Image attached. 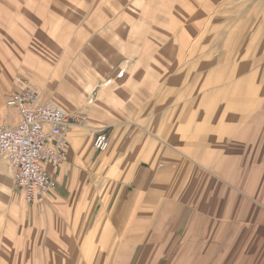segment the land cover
I'll use <instances>...</instances> for the list:
<instances>
[{
    "label": "rangeland",
    "instance_id": "rangeland-1",
    "mask_svg": "<svg viewBox=\"0 0 264 264\" xmlns=\"http://www.w3.org/2000/svg\"><path fill=\"white\" fill-rule=\"evenodd\" d=\"M24 87L108 126L116 150L132 137L134 149L161 139L188 159L179 174L165 172L173 184L161 207L176 193L182 210L200 201L214 216L195 225L197 240L161 257L150 250L172 248L178 226L149 224L164 239L140 241L141 264H264V0H0V117ZM187 164L193 177L182 176ZM146 166L136 160L133 180ZM120 180L93 174L75 184L104 196ZM27 204L0 158V264H92L117 245L63 239L62 254H43L47 239L28 227Z\"/></svg>",
    "mask_w": 264,
    "mask_h": 264
},
{
    "label": "crops",
    "instance_id": "crops-1",
    "mask_svg": "<svg viewBox=\"0 0 264 264\" xmlns=\"http://www.w3.org/2000/svg\"><path fill=\"white\" fill-rule=\"evenodd\" d=\"M103 93L104 90L99 91L98 99L105 95ZM97 109V112L101 114L99 117L102 116L100 108ZM14 110L5 109V112L13 116L18 115L16 109ZM82 115L88 118L86 114L82 113ZM86 123L89 126L93 125ZM97 126L105 128L109 139L108 148L105 151L95 150L86 128L72 127L68 134L65 161L53 169L46 167L54 179L53 189L33 203L27 204L28 227L30 226L33 232L34 230L38 232L40 240L43 237L47 239L46 243H42V247L47 251L43 254H62L58 252L61 248L58 240L66 239L71 242L87 239L109 240L117 241V245H112L113 249L107 257L97 252L92 264L94 262L104 264L105 258L106 264H141L139 257L148 250V247L140 248L138 251L139 246L141 247L140 241L164 239V236L157 237L155 232L147 233L148 225L153 223L168 225L165 229L167 233L171 232L169 228L171 224L178 227L167 238L174 241V246L160 247L158 250L152 248L150 250L152 257H161L163 251L167 255H176V250L179 248L177 244L180 241L182 243L185 240H197L203 226L197 229L195 225L203 224L210 219V216L213 218L214 213L210 209L214 206L212 207L210 203L201 206L199 201L196 205L186 204V210H182L185 205L183 203L178 207L180 202L176 200L178 196L176 197L174 192L175 195L169 196L170 200L165 202L164 209L161 207V195L165 193L168 196V189H165L167 184L172 183V179L168 178L165 172L172 171L179 174L182 165L188 163L184 154L168 145L167 142H162L161 139H139L140 144L137 149H134L131 144L137 139L136 137L124 142L127 143L124 150H116L114 147L117 135H113V131L110 134L108 126ZM124 158L128 159V162L131 160L127 168L119 166L120 160ZM136 160L142 163L147 161L148 166L140 170L136 179L133 180V173L137 171ZM92 161H95L96 173H93L92 167L90 169L88 167ZM191 169L190 166L186 167V173L182 176L189 174L188 177H193L194 172ZM118 172L123 180L116 182L111 195H90L92 192L100 191L99 185L87 182L75 184L77 176L93 174L114 176ZM204 174L207 175V182L209 178L215 177L210 167ZM133 182H135V188H131ZM207 184L210 186L209 183ZM151 207H156V210ZM69 247L71 248L70 244ZM71 254L76 255V252ZM152 262L153 260L149 263L152 264Z\"/></svg>",
    "mask_w": 264,
    "mask_h": 264
},
{
    "label": "built area",
    "instance_id": "built-area-1",
    "mask_svg": "<svg viewBox=\"0 0 264 264\" xmlns=\"http://www.w3.org/2000/svg\"><path fill=\"white\" fill-rule=\"evenodd\" d=\"M4 107L16 109L18 115H2L0 158L10 168L13 186L26 203H33L53 189L54 179L46 167L53 169L65 161L72 127L86 128L95 150L108 148L105 128L87 125L84 115L51 99L41 101L32 88L10 93Z\"/></svg>",
    "mask_w": 264,
    "mask_h": 264
},
{
    "label": "bare ground",
    "instance_id": "bare-ground-1",
    "mask_svg": "<svg viewBox=\"0 0 264 264\" xmlns=\"http://www.w3.org/2000/svg\"><path fill=\"white\" fill-rule=\"evenodd\" d=\"M0 121H2V117H0ZM15 121V120H14Z\"/></svg>",
    "mask_w": 264,
    "mask_h": 264
}]
</instances>
